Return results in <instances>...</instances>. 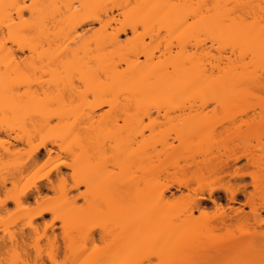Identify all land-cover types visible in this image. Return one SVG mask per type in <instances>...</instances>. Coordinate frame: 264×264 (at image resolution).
<instances>
[{"label": "rangeland", "instance_id": "374dc122", "mask_svg": "<svg viewBox=\"0 0 264 264\" xmlns=\"http://www.w3.org/2000/svg\"><path fill=\"white\" fill-rule=\"evenodd\" d=\"M39 10H40V6L38 0H0V75L2 72H4L3 74H5L6 71V73H8L7 76H9L10 79L7 81V85L10 87V91H14V89H19L20 90V91L18 90L19 92L16 90L17 94L24 93L26 95V97L24 98L25 100L28 101L27 106H29L27 109L28 113L27 114L25 113L26 114L25 117L27 119H29L28 118L29 116L34 117L35 114L37 113L39 114V111L44 113V117L42 121V129L39 128V130L41 129V132L36 133L34 131V128L27 123L28 126H26L25 131L28 136V142L25 141L18 142L14 140V138H18L19 136L20 138L21 137L24 138L23 130H21V128L19 129L18 126L12 125V120H11L12 114H10L12 111L9 112L11 117H8L9 115H7L8 114L7 112L3 114H1L0 112V146L2 145L0 147V158H1L0 159V264H111L114 258L110 256L109 253L110 240L109 238L106 240V242L105 240L104 241L102 240L101 238V235H103L102 230L106 229L111 232L110 234L116 233V230L118 228L117 226L118 222L111 220L112 215L118 212V209L123 208L127 204L133 202L137 203L138 205V206L136 205L135 208L137 209L138 207L137 209L138 214L135 219L130 221L129 225L131 227H134L135 229L138 227L139 230L137 228V231L139 232V234L142 232L141 230L145 228L146 229L145 236L147 235L152 236V234L154 233V235L157 238H160L159 240L161 246V248L157 247L158 245L157 242L159 240L157 241L156 237L154 238L152 236L154 238L153 241L152 240L150 241V239L147 238L149 240L148 241L146 237L144 238V240L146 239L145 241H143V239H140L139 241L141 242H139L138 245L134 249H132V253L133 254L135 253L140 260L136 264H161L159 258L156 257L157 255L153 257V255L151 254V253L154 254V252L156 253L159 251H162L161 254H163V256H165L168 260H169V256L172 255L170 257V261L165 260L167 263H164L165 262L164 261L163 262L164 264H190V263L204 264L205 261L204 262L202 261L203 260L202 257L200 256L198 257L197 254L196 256H194L195 253L193 254V256H191V253L189 254V251L184 250L185 248L183 247L185 246H181L184 245L181 242L183 243L186 242V239L185 240L183 239L186 238L187 232L190 229L188 225L189 223H192V225H194L193 226L194 230L199 229L195 231L193 230L192 232L193 227L190 224V226L192 227L190 229L191 233L195 235L194 232L197 233L199 231L198 233H200L201 231L202 232L201 236L204 235L205 233V232L203 233V231L207 232L206 223L209 224L208 226L209 228H211V226L216 225L215 224L216 222H214V220L216 221V219L212 220V218H214L216 214H219L221 210L218 209L215 210V206L212 207L213 204L209 201L207 202L208 199L207 197H209L207 193L208 191H206L207 189L209 190L215 187V185L217 186L218 184H221L223 186L231 185L233 186V188L234 186L235 188H237L236 185L238 186L239 184L240 185L245 184L248 187L247 188L248 193H253L255 191L253 186H251L253 180L251 179L248 173L250 174L251 172L257 173V171L258 170L260 171V169L255 170L256 168L251 166L246 168L245 164L247 165L246 162L247 160L244 158L240 159L238 161L239 163L234 162L231 159V156L234 154V152H232L231 150L236 149L235 154L233 156L237 157L243 155L242 153L246 151L242 147L244 148L246 147L247 150L250 149L251 147L253 148L251 151L256 152L255 155L257 157L259 155V158L257 159L263 161L264 159V94L263 95L261 94L263 89H261L262 91H260L261 92L260 94H257L256 93L257 90L255 91L254 89L253 90L255 91L254 92L255 95H254L251 89L250 90L252 91V93L249 90V88L245 89L244 86L243 87L241 86L242 88L240 87L241 88L240 90L245 89L244 92L246 90H249L250 93H248V91L245 93L243 92L245 97L243 98L235 97L234 100L236 101L234 102H231L232 100L229 101L231 103H227L228 102L227 101L224 103L226 104L224 106L223 103H209V105H207L204 108L198 107L197 105L196 106L198 108L195 106H193L192 109H189V107L188 108L185 107L184 112H181L182 115L180 113V116H182V118L180 117L181 122L175 126H173V124L172 125L168 124L165 121V119L161 117L162 115L159 116V114H157L158 113L157 109L159 106L157 107L156 106L157 103L155 102L154 103L152 102V105L150 104L151 105L150 107L151 111L149 108V111L151 113L150 117H144L140 121L138 120L133 121V123L130 122L132 116H134L136 112H138V109L140 110L141 108L144 109V106L146 107V104L144 105L143 102H142L143 105L139 103L140 105L137 106L135 110L132 109L131 107L130 109L133 110V112L130 111L129 109L130 106L127 108L128 111L131 113V115L134 113V115H132L131 117L130 116L127 117L130 114L127 113L128 111H126V107H123L121 109V110L125 109V112L127 113L126 117L127 119L129 118L128 120L124 117L125 114L123 116V113L125 112L120 113L118 110L119 108H121L120 107L121 104L120 106H118L119 107L118 109L117 108L114 109L115 106H112L113 107L112 108L111 105L106 104L97 111L93 112V108L95 107V105L97 106L99 103H103L102 101L95 100L93 97H87L88 98L87 100L85 98H84L85 100L84 99L79 100L80 98L78 97L77 99H73L74 101L71 100L69 102H68L69 99H66V106L65 105H64L65 107L61 106L64 108H61L57 104H51L53 102L50 103L51 104L50 106L48 107L46 106L44 108L41 102L45 100H42L40 102L38 99L40 97L36 98L32 96H34V94L40 90L39 86L37 85L40 79L41 82L50 81L52 79L53 77L52 73L54 69L52 60L54 59V56L57 54V47L56 45H50L44 43L43 39H41L38 36V31L36 30V23L40 15ZM61 19H62L61 16L59 18L56 17V20H61ZM138 25L139 24H137V26ZM93 26L84 27V29H86L85 31L86 37H91L94 35V33H96V31H98L99 28L98 25L97 26L93 25ZM161 35L162 36L165 35L163 34V31L160 32V36ZM149 37L151 36L147 35L146 30L141 28V26H138L136 33H133L129 29V27H126V33L122 34L120 39H121V44L123 47L125 46L124 47L125 49H131L132 46L134 47L135 45H137V49L139 52L142 50L140 47L144 45H146V47H148V49L150 50H154L159 46L160 44L159 40L154 41ZM141 40L143 41V43L140 42ZM207 40L208 41L206 42V44L205 43L200 44V46L203 45V47L205 45L208 46V47H204V49L207 48V50L211 52L210 57L206 55L207 58L204 55L206 51L203 53L201 50H199V48L195 49L194 48L195 43L193 44L194 45L193 46L191 44L193 43V41L186 40L187 42H190V46L189 43L187 45L188 47L186 46V49L188 50L187 52L188 54L185 52L187 58L185 60L187 61L186 62L187 64L191 63V61L195 59L197 60L201 59L200 60L201 62L204 56L208 61L210 60V63H212L213 61L216 64L222 62L220 64V69H219L220 71L214 70L213 72V74L218 76L217 74H220L222 73V71L224 72L227 68H229L230 65L228 66V63L230 61L227 62L229 58L230 59L232 58L231 60L232 65H233V61L234 64H236V61L239 60V56H237L238 58L237 60H235L236 57L234 58L232 54H229L231 51H229V49H226L225 51H228L227 53L222 50H220V53L221 52L225 53V54L221 53V56L223 55V57L224 55L225 57L230 56L228 60L226 61L227 58H225L224 60L220 58L221 61L218 59L219 62H216L219 52L214 48L217 47L216 46L217 44L211 46L213 45L212 43H210L212 41L210 39ZM161 41L162 40H160V42ZM210 46L211 49L209 50L208 48ZM124 50L122 53H120L122 60L117 57L119 56V54L115 55L116 57H114V60L120 66L118 71L120 73L127 74L128 69H130L131 66L130 65L131 61L135 60V56L132 55L134 56V58L132 57L130 58L131 55L127 57L128 56L126 55L127 53L125 54V52L127 51L125 50L124 52ZM178 50H181V48L177 47V43L175 42L171 50L172 53L171 51L166 52L165 55L161 53L164 56L162 57L160 55L159 58L160 59L162 58V61H165L168 55H169L168 57H170V53L173 54L171 55L173 57L174 55L177 56V54L174 53V51L177 52ZM197 53H199V55ZM155 54H157V56L159 55L158 50L155 52ZM212 55L213 58H211ZM206 59L202 63L206 62V66L209 67V65L207 64L208 61H206ZM247 59L246 62L247 61L249 62L250 58ZM140 60L144 61V58L140 57ZM152 64L153 66L150 67V69L153 68L155 65H157V60L153 61L151 64L149 63L150 66ZM261 73L259 72V74ZM124 76L126 77L125 74ZM228 76H231V74ZM1 80H3V78L1 79L0 76V81ZM1 83L0 86L3 87ZM126 83L127 82H125V84ZM149 86L146 85L144 86L143 89L148 90L150 89ZM257 92L259 93V91ZM246 93L248 95H246ZM0 97H4L1 91H0ZM8 98L10 99V97ZM69 98H73V97H69ZM63 99L65 100V98ZM108 99L109 98L105 99L104 101L108 102ZM118 99H119L118 100L119 103L120 102L122 103V101L120 100L121 98L118 97ZM113 100L115 101L114 98ZM114 101H112V103ZM43 103H46V101ZM119 103L117 104L119 105ZM132 104L134 106L138 105L131 103V105ZM3 106L5 105L1 106L0 104V107ZM156 107L157 109H155ZM5 108L7 107L5 106L2 109ZM91 116L93 117L91 118ZM176 116H178V114ZM176 116L172 115L173 118H175ZM187 116H190V118L192 117L193 119L196 118V120L192 122L193 124L191 129L193 130L195 129V131L196 130L197 131L194 133L190 129L191 130V131L189 130L190 134H188L186 132L189 131L186 130L185 133L188 135L186 134L183 135L184 132L182 133V130L180 129L182 127L183 121L189 118ZM35 117L37 118V115ZM117 117L119 118L118 122L116 121L118 119ZM88 118L90 120L94 119L93 120L94 122H92L93 125H95L94 123H96L95 127H97L98 125V129L97 128L96 129L99 131L101 130L100 132L99 131L96 132L97 136L95 143L98 150L103 145H105V148L104 146L103 148L108 151V152L106 151L108 156L110 150H112L113 152H116V150H118L117 146L118 144H120V140L124 138V142L128 144V146L125 144V146L122 147H126V146L132 147V150L135 151V152L132 151V154L136 153L134 154L135 157L133 156V160L131 158L132 157L131 154H126V159L124 160L125 157L124 158L122 157L123 160H121L122 162L119 163L117 161L109 160L105 163L99 164L100 157L98 160L96 159L97 161L95 160L93 161L92 154L90 151L89 139L87 136L82 135L81 133L83 132L80 131L82 128L83 129L85 128L84 126L82 127V125L84 124H86L85 126L90 127L88 123L89 121ZM110 119H112L111 124L110 122H108L110 121ZM103 120L105 121V123ZM73 121L75 125L77 124V126L74 125V127L72 128L70 124L73 123ZM117 130H119V135L117 133ZM133 131L134 133L132 134ZM191 132L194 133L192 134V137L190 136ZM118 137L120 138L119 141H117ZM130 137L133 139H131ZM159 139L160 140L163 139L164 141L167 140V143L169 142V144H171V147L172 145L174 146L173 147L174 151L171 152L167 151L168 149H166V147H168L169 144L166 146L164 145L166 150H163V146H162L163 143H158L160 141ZM38 145H44L46 149L48 150L51 149L53 150V152L51 156H47L45 148L42 149L40 155L38 156V159L36 160L37 161L36 165L35 163L33 164L30 161L31 163L29 162V164L24 169L22 168L21 170L22 177L20 176L19 173L17 174L16 172L11 171L10 168L8 169L6 167L5 164L11 163L13 160H17V159L19 160L20 157L23 160H25L27 158L26 153L29 150H31V148L36 147ZM236 145L237 146L240 145V146L234 148V146ZM60 147H64L63 151L60 149ZM171 147L168 148L170 149ZM225 147L227 149L228 148L230 149L231 154L233 153L230 156L228 155L230 157L229 163L231 164L232 162H234L236 168L237 166L238 169L243 168L242 170L239 169L243 174L245 173L244 177H242L243 181H241L240 178H236L232 180L229 177L223 179L222 183H220L221 181L216 182L213 181L212 179L204 180V181H192L190 178L191 165L196 163H202L206 159H210L212 157L217 156L219 150H222ZM127 149L129 150V148H126L125 151ZM11 151L16 152L15 156L13 155V153L11 154ZM224 154H223V159H227L225 158L227 157V154L225 155ZM137 157L142 158L144 160L145 165L149 163H154V165L155 164L157 165L158 163L159 164L165 163L167 165V168L169 167L167 170L169 171L168 174H170L171 177L170 176L168 177L167 175V177L164 178L162 176L159 179L165 187L166 185L171 187L169 189L170 191L165 193L164 198L162 199L154 198L151 199L150 201L149 200L150 197L149 198L146 197L144 199L142 197V194L140 193H131L127 195L125 199H123V201L116 202L115 198L118 197L117 196L118 194L114 188L110 186H106L102 189L99 186H96V188L91 187L90 175L94 169L98 171L100 169L101 171L102 169H104L103 172L104 175L107 178H109L111 175H114L120 171L119 167L121 165H123L121 167L124 166L126 167L127 164L131 163L130 162L131 160L134 164L135 163L137 164ZM21 158L20 160H22ZM62 164H68L71 168L70 169L61 168L62 170V174H61L62 176H61L56 171V168L61 166ZM134 164L131 165L135 166ZM137 165L136 168L138 167ZM131 168H135V167H131ZM37 169H38V176L36 178L39 177V180L42 179L37 182V185L39 187L44 188L43 191L44 193L42 194V197H44L45 200L44 199L40 200L41 202L43 201L41 207H43V209H53L57 211L58 213L61 214L62 219L55 220L56 217H54V215L51 214L44 215L42 218L32 222L33 227H36V229H38L36 233V231L33 228L29 227L31 220L27 216L29 210L32 211L39 208L40 205L38 203H41L40 201L37 203L36 199L34 198L35 196L34 197L32 196L34 191L29 192V195L32 196L30 198L23 199L21 197L22 199L20 203L7 201V203L4 206H2L1 201H4L8 196L17 197L18 192L13 190L14 185H22V186L27 185V183L32 178L31 177L32 174ZM260 175L262 174L260 173ZM165 179H166V183H165ZM49 180L57 187L56 191H50V190L48 191L47 189H45L46 186H49V182H48ZM149 181L152 182L154 180H149ZM81 182H83L84 184L80 185V187L77 188L76 185H78ZM98 182H99V178L97 177L95 179V183L98 184ZM153 183H155V181ZM146 184L149 185L148 182ZM184 184L186 185L188 184L190 190L187 191V189L185 190L184 187L182 188L180 186ZM163 185L159 187L160 188L159 194L162 193L163 192L162 189L165 188ZM240 185L238 187H240ZM263 188H264V183H263ZM263 188L261 191L259 189L256 192L257 194L259 192L260 197L263 195V199H264ZM204 189H206L205 192H203ZM201 190L203 192L202 193L203 196L205 197V199L206 198L207 199L201 200L202 202L200 203H202V207H206V210H208L207 212L209 213L207 217L209 218L205 219L207 220V222L205 223L202 220L200 221V223L199 221L195 223L194 219H196L197 221V216L199 214V211L192 210V213L189 212L191 211L189 209L191 208L190 207L191 203H189L188 201H190V197L195 196V194L201 193ZM92 195H94V201H95L94 208L90 206V202H89V197ZM156 195L158 194L152 196H156ZM187 196L189 197L187 198ZM218 196L222 197L221 204L225 206V208L227 209L226 212L228 213L231 212L229 211L230 209L227 208L228 206L235 208L237 206L238 208L243 207L244 211H246L245 213L250 212L248 206L242 205L243 203L245 204L247 201V200L245 201L246 198L243 197V195L238 196V201L236 204L229 203L230 205L228 204V200L224 199L226 198L224 193L220 192L215 195V197ZM263 199L261 201L262 203H264ZM225 201H227V203ZM259 201L257 202L260 203ZM240 204L242 205L241 207ZM157 208L161 212L160 213L158 211V213H160V214L157 213L158 216L157 214L155 215L156 212L155 209ZM188 209L189 211L187 212ZM153 210L155 212H153ZM162 211L164 212L163 214ZM189 217H191V219H189ZM198 217H200V215ZM216 217L218 218V215H216ZM208 219H210V221ZM263 219H264V211L261 213V218L260 219L258 218V220L261 221ZM192 220L194 221V223ZM52 222H54L53 230L50 229L47 231V233L43 232V230H45V224H50ZM202 222L204 224H202ZM210 223H213L215 225L213 224L210 225ZM239 223L240 222L233 223L236 225L238 224V226L237 227L234 226V234L231 235L233 238V239L231 238V241H234L235 244L238 243V245L239 243H242L248 246L255 242L257 243V246H260L263 249L262 254L261 253L257 255L252 254L247 257H245L244 255L243 258L241 255H239L241 258L238 259L234 257H228L227 253H224V256H222V258L219 256L221 259H219L218 264H264V238L260 237V233L259 236H255V233L253 232L252 229V226H254L255 224L254 221L248 220V222L246 221L243 225H240L242 223L240 224ZM125 224H127V222L124 221V218H122V226H125ZM143 225L144 228L141 229ZM203 225L206 227L203 228ZM209 228L208 230H211ZM260 229H263L264 231V224H262ZM260 229L258 228V230ZM92 232H93V236H91ZM209 233L206 237V240L208 238L210 239L211 233L210 235ZM221 233H223V231ZM43 234L46 236L45 238ZM206 234L207 233H205V235ZM214 235H212V237ZM217 235L218 234L216 231L215 236ZM222 235H224V233ZM199 237L196 236L197 239ZM204 237L202 236L201 238ZM212 237L210 239L211 241H213ZM229 237L228 239H230ZM216 239L217 238H215L214 242H216ZM228 239H226V241ZM200 240L201 239H198V241ZM219 241H221L218 244L219 247L220 244L223 245L226 242L225 241L223 243L222 241L224 240H221V238ZM217 243L218 242H216V245ZM155 244H156V249L153 248L154 247L153 245ZM159 248L162 250H158ZM120 250L122 251V248H120ZM165 251L169 252L167 256L166 253L164 255ZM170 252L172 254H170ZM158 254H160V252ZM146 257H149L148 258L149 260L144 259Z\"/></svg>", "mask_w": 264, "mask_h": 264}, {"label": "bare ground", "instance_id": "6f19581e", "mask_svg": "<svg viewBox=\"0 0 264 264\" xmlns=\"http://www.w3.org/2000/svg\"><path fill=\"white\" fill-rule=\"evenodd\" d=\"M38 1L40 6V10H39L40 15L36 23V30L38 31V36L41 39H43L44 43L50 45H56L57 47V54L54 56V59L52 60V64L54 66L52 79L50 81L41 82V79L39 78L40 81L37 85L39 86L40 90L37 91L38 93L36 92L37 94L35 93L36 95L34 94V96H32L36 98L40 97L38 98L40 102L42 100H45L46 103L49 104L48 105L46 103H43L45 101L41 102L44 108L46 106L47 107L50 106L51 104H57L60 107L64 105L66 106V99H69L68 100L69 102L73 99H77L78 97L80 98L79 100H83L84 98L87 100L88 99L87 97H93L97 101H102L103 103H99V104L97 103L98 105L97 106L95 105V107L93 108V112L97 111L106 104L111 105V107L115 106L114 109L116 108L118 109L119 108L118 106H120L121 104L120 106L121 108L118 109L120 113L125 112V109L121 110L123 107H126V111H128L127 108L129 106H130L129 109L132 107V109L135 110L137 106H139L140 104L142 105L143 103L144 105L146 104V107L144 106V109L141 108L140 110L138 109V112L135 111L136 114L135 115L134 113L132 114L134 116H132L129 111L127 112L128 114H130L127 117L132 116L130 122L133 123V121H137V120L140 121L144 117H150L151 114L150 107L152 105V102L153 103L155 102L158 104V105L156 104V106L157 107L159 106L158 109L157 107L155 108L158 110L157 114H159V116L162 115L161 117L164 118L168 124L171 125L173 124V126H175L181 122L182 116H180V113L184 112L185 107L187 108L189 107V109H192L193 106L204 108L207 105H209V103H223L224 106L226 105L224 103L227 101H228L227 103L236 101L234 100L235 97H242V98L245 97L244 93L247 91L248 93H250L249 92L250 89L252 91L254 89L255 91L256 90L259 91V93L256 91L257 94L261 93L260 92L262 91L261 89H263L264 91V0H38ZM60 16L62 17V19L56 20V17L59 18ZM137 24H139L138 26H141V28L146 30L147 35L151 36L149 38L153 39L154 41L159 40L160 47L158 46L156 48L158 50V54H159L158 56L157 54H155V52L157 51L156 49L150 50L148 49V47H146V45L140 47L142 50L139 49L141 50L139 52L137 49V45L134 46L136 48L132 46L131 49H125L124 48L125 46L124 47L122 46L120 37L122 34L126 33V27H129V29L133 33H136L138 27ZM93 25L96 26L98 25L99 27L98 31H96V33H94L93 36L86 37L85 35L86 29H84V27L86 26L90 27ZM118 26H120L121 29ZM162 31L163 34L165 35L160 36V32ZM159 37L162 39H160ZM207 39H210L212 41V42L209 41L210 43L213 44L211 46L217 44L216 45L217 47L214 49L217 50L219 53L220 50L225 51L226 49H229V51L232 52V53L230 52L229 54H232L234 58L236 57L235 60H237L238 58L237 56H239V60H237L239 62L236 61V64H234L233 61V65H232L231 62L232 58L230 59L229 58L230 56L225 57L224 55L223 57V55L221 56V53L224 52H221L220 54L218 53V57L215 55L217 57L216 62H219V60L221 61V59L224 60L225 58H227L226 59L227 61L229 58L227 62L230 61L229 63L231 64L228 63V66L229 65L232 66L231 68L230 66L229 68H227L228 66L226 65L227 66L226 68L228 70L226 69L227 71L225 70L224 72L221 70L222 73L219 72L220 74H217L218 76L213 74L214 70L217 71L220 69V64L222 62L216 64L213 61L212 63H210V60L208 61L206 59L207 56L208 57L211 56L210 55L211 52L208 51L207 48L204 49V47H208V46L205 45L203 47V45L200 46V44L203 43L206 44V42L208 41ZM160 40L162 41L160 42ZM186 40L193 41V43L191 44L193 45L195 43V47H194L195 49L199 48V50H201L203 53L206 51L204 55L207 56L206 58L204 56V58L206 59V61H208L207 64L209 65V67L206 66V62L202 63L205 61L204 58L201 62H200L201 59L200 60L195 59L192 60L191 63L188 62L189 64L186 63L187 62L185 60L187 59L186 53L188 52L186 46L188 45V43L190 46V42H187ZM140 42L143 43L142 40ZM175 42L177 43V47L181 48V50H178L179 52L174 51V53H176L177 56L174 55L173 57L171 56L173 55L171 54L172 53L171 50ZM211 46L208 48L209 50L211 49ZM123 48L127 52H125ZM123 50L125 54L127 53L126 54L128 55L127 57L131 55L130 58L131 57L134 58L135 56V60L131 61L130 69H128L127 72L128 76L126 73H120L118 71L120 66L114 60V57H116L115 55L118 54L119 56L117 57L122 60L120 53H122ZM170 51H171L170 57H168L169 56L168 55L165 61H162V58L161 59L159 58L160 55L163 57L166 52H170ZM225 52L227 53L228 51ZM161 53L164 55H162ZM197 54L199 55V53ZM140 57H143L144 61H141ZM211 58H213V55ZM247 58H250L249 62L248 61L246 62ZM155 60H157V65H155L156 67L154 66L153 68L150 69V67H152L153 64L150 66L149 63L151 64ZM259 72L262 73L259 74ZM3 73L4 72H2L0 75L1 79L3 78V80L0 81V83L2 82L1 85L3 86V87L0 86V91L4 97H0V102H1L0 104L1 106L5 105L7 108L2 109L5 106L0 107V109L3 110V111L0 110V112L1 114L7 112L8 113L7 115H9L8 117H11L10 114H12L11 117L12 125L18 126L19 129L21 128V130H23L24 138L23 137L20 138L19 136L18 138H14V140L18 142H24V141L28 142V136L25 131L26 126H28L29 124L31 127L34 128V131L36 133H40L42 129V121H43L44 113L39 111V114L41 115L40 116L37 113L38 112L37 110L36 112L37 114H35V116L37 115V118L35 116L34 117L29 116L28 117L29 119H27L25 115L28 113L27 109L29 106H27L28 101L25 100L24 98L26 97V95L24 93L17 94L16 90L18 91L19 89H14V91H10V87L7 85V81L10 80L9 76H7L8 73H6V71L5 74ZM124 74L126 75V77L124 76ZM230 74L231 76H228ZM125 82H127L128 84L127 83L125 84ZM146 85L148 86L150 85L149 86L150 89L144 90L143 88ZM241 86L242 87L244 86L245 89L249 88V90H246L244 92L245 89L240 90L242 88ZM255 91H253V94ZM263 91L261 93L262 95L264 94ZM246 95L248 94L246 93ZM8 97H10V99ZM69 97H73V98H69ZM106 97L109 98L108 102L104 101L105 99H107ZM118 97L121 98L120 100L124 104H122L121 102L119 103ZM63 98H65V100ZM113 98L115 99V101L113 100ZM112 101L114 102L112 103ZM117 103H119V105ZM125 103L127 106L125 105ZM131 103L138 105L134 106L133 104L131 105ZM130 111L133 112V110L131 109ZM9 112L11 113L9 114ZM127 113L126 112L123 113V116L125 114L124 117L126 119H127L126 117ZM177 114L178 116H176ZM172 115L173 116L175 115L176 117L173 118ZM93 116H91V118ZM187 117L189 118L183 121L182 127L180 129L182 130V133L184 132L183 135L186 133L190 134L191 130L194 133L197 131V130L195 131V129L194 130L191 129L193 124L192 122L195 121L196 118L193 119L192 117L190 118V116ZM112 119L108 121L110 122V124ZM26 120L29 121L27 122ZM88 120L90 127L85 126L86 124H84L82 125V127L84 126L85 128L84 129L82 128L80 131L84 133V134L81 133L82 135L87 136L89 139L90 151L92 154L93 161L94 160L97 161L100 157L99 164L105 163L109 160L117 161L119 163L122 162L121 161L123 160L122 157L123 158L125 157L124 160L126 159V154H131L132 155L131 158L133 160V156L135 157L134 154L136 153L132 154V151L134 150H132V147H127L128 144L124 142V138L120 140V144H118L117 146L118 150H116V152L110 150L108 156H107L108 151L104 149L105 145H103L104 148L102 146L98 150L95 143L97 136L96 132L99 131L97 130L98 125L97 127H95L96 123H94L95 125H93L92 122H94L93 121L94 119L90 120L88 118ZM118 120L119 118L116 121L118 122ZM70 125L73 128L75 125L74 121ZM75 126H77V124ZM39 128L41 129L39 130ZM186 130L188 131L190 130V131L185 133ZM117 133L119 135V130H117ZM133 133L134 131L132 132V134ZM194 133L191 132L190 136L192 137V134ZM119 139L120 138L118 137L117 141H119ZM158 143H163L162 144L163 150L168 149L167 151L170 152L174 151L173 148L174 146L172 145L171 147V144H169V142L167 143V140L164 141L162 139ZM125 144L127 146L122 147L125 146ZM164 145L165 146L168 145V147L171 148L169 149L168 147H166L165 149ZM239 146L236 145L234 146V148ZM44 148L46 150V155L51 156L53 150L46 149L44 145H38L36 147L31 148V150H29L26 153L27 158L25 160H23L20 157L22 160H20L19 158V160L18 159L13 160L11 163H7L5 165L8 169L10 168L11 171L16 172L17 174L19 173L21 176L22 168L24 169L29 164L30 161L33 164L35 163V165L37 164L36 160L38 159L41 150ZM63 148L64 147H60L62 151ZM126 148H129V150L127 149L125 151ZM242 148L246 151H244L242 153L243 155L241 156H237V157L233 156L235 154L236 149L231 150L232 152H234V154L232 153L233 154L232 155L230 149L229 148L227 149L225 147L222 150H219L217 156L212 157L210 159H206L202 163L193 164L191 165L190 168L191 170L190 178L192 181H204V180L212 179L213 181L216 182L221 181L220 183H222L223 182L222 180L227 177L231 178L232 180L236 178H240L241 181H243L242 177H244L245 173L243 174L240 171L243 168L242 169L239 168L240 169L239 170L238 166L236 168V166L234 165L235 164L234 162H238L240 159L244 158L247 160L246 161L247 165L245 164L246 168L251 166L256 168L255 170L260 169V171L258 170L257 173H252V172L251 174L248 173L251 179L253 180L252 181L253 183H251V186H253V188L255 189L253 193L247 192V188H248L247 185L245 184L240 185L239 183L238 184L240 185V187H238L239 185L238 186L236 185L237 188H235V186L233 188V186L231 185L223 186L221 184H218L217 186L215 185V187L209 190L204 189L203 192H205V190L208 191L207 193L209 197H207L208 199L206 198L207 202L208 201L211 202L213 204L212 207L215 206V210L217 209L221 210L220 213L218 211L219 214H216L218 215V218L216 217V215H215L216 218L215 217L212 218V220L216 219V221L214 220V222H216L215 223L216 225L210 223V225L213 224L215 226H211V228H209L208 227L209 224L206 223L207 224L206 226L211 230H208V228L203 225V228L206 227L207 229V232L202 230L203 233L204 232L207 233L206 235L204 233L205 237L204 235H202L204 238H201L202 237L201 231L200 233H198L199 231L197 233L194 232V234L197 237L200 236L198 239L201 240L198 241L196 236L193 235L190 230L194 225H192V223H189L188 225L190 229L188 230V232L186 231L187 236L185 235L186 238L183 239V240L186 239V242L185 243L181 242L182 244H184L181 246H185L183 247L185 248L184 250L189 251V254L191 253V256H193V254L195 253L194 256H196L197 254L198 257L199 256L202 257L203 259L202 261L203 262L205 261L204 264H218L219 259H221L222 256H224V253H227L228 257H234L240 259L241 257L239 255H241L243 258L244 255L245 257H247L252 254H256V255L260 253L262 254L263 252V249L260 246H257V243L255 242L248 246L242 243H239L238 245V243L235 244L234 241H231L232 238L231 235L234 234V226L236 227L238 226V224L236 225L233 223L240 222L242 224L240 223L239 224L243 225L246 221L248 222V220L250 221L253 220L255 223L254 226H252L255 236H259L260 233V237L264 238V231L263 229H260L262 224H264V219L261 221L258 220V218L259 219L261 218V213L264 211V203L261 202L263 199V195L260 197L259 192L258 194L256 192L261 187L263 188L264 159L263 161L257 159L259 158V155L257 157L255 155L256 152L251 151L253 148L250 147V149L248 150L246 149V147L245 148L242 147ZM222 151L225 154H227V157H225L227 159H223L224 153ZM12 153L15 156L16 152L11 151V154ZM228 155L229 156L232 155L234 157L233 159V157L231 156V159L234 161L231 163L233 165L229 163L230 157ZM132 160L130 161L131 163H129L130 166L129 164H127L129 168L127 166L121 167L123 166L121 165L119 167V170L121 172L119 171L116 174L111 175L109 178H107L104 175L103 173L104 169H102V171L101 169L99 171L94 169L90 175L91 187L96 188V186H99L102 189L106 186H110L114 188L118 194L117 195L118 197L115 198L116 202L123 201V199H125V197L131 193H140L142 194V197L144 199L146 197L148 198L150 197L149 199L150 201L151 199L154 198L155 199L164 198L165 193L170 191L169 189L171 187H169L168 185H166L165 187L159 179L162 176L164 178L167 177V175L168 177L170 176V174H168L169 171L167 170L169 167L167 168V165L165 163L162 164H165L166 166L162 165L161 163L160 164L158 163L157 165L156 164L154 165V163H149L145 165L144 160L142 158L137 157V164H139L140 165L139 166L136 163L134 164ZM131 164L132 165L134 164L135 166H132ZM136 165L138 166L137 168L140 169H137ZM131 167H135V168H131ZM61 168L70 169L71 167L68 164H62L61 166L57 167L56 171L60 175L62 174ZM192 168L194 171L192 170ZM260 173L262 175H260ZM37 176H38V169L34 171V173L31 176L32 178L27 183V185L25 186L14 185L13 190L18 192L17 197L8 196L4 201H1V205L4 206L7 203V201L20 203L22 198L27 199L32 196L33 197L35 196L34 198L36 199L37 203L40 200L43 199L45 200V198L42 197V194L44 193L43 192L44 188L39 187L37 185V182L42 179L39 180V177L36 178ZM97 177L99 178L98 184L95 183V179ZM149 180H154L155 183H153L154 181L150 182ZM48 182H49V186H46L45 189H47L48 191L49 190L56 191L57 187L50 180ZM147 182L149 183V185L146 184ZM165 183H166V179H165ZM82 184L84 183L81 182L78 185H76V187L79 188L80 185ZM160 184L163 185L165 188L162 189L163 192L159 194V190H160L159 187H161ZM20 186H22L23 188ZM180 186L182 188L184 187L185 190L187 189V191L190 190L188 184L187 185L184 184ZM262 188L260 189V191L262 190ZM202 190L201 193L195 194V196L191 195L193 197H190V201H188L189 203H191V206L189 205L191 207L189 208L191 211H189L188 209L187 212L189 211L192 213V210L199 211L198 216L200 215V217L197 216V221L196 219H194L192 215L195 223L198 221L200 223L201 220L205 223L207 222V220L205 219L209 218L207 217L209 213L207 212L208 210H206V207H202V203H200L202 202L201 200L205 199V197L202 194L203 193ZM30 191L31 192L34 191L32 196L29 195ZM220 192L225 194L226 198L224 197L223 198L225 200L226 199L228 200V204L229 203L236 204L238 201V196L243 195V197L246 198L245 201L246 200L247 201L245 204L243 203L242 205L248 206L250 212L249 213L247 212L248 214L245 213L246 211H244L243 207H241L242 206L241 204H240L241 208H238V206L236 208L228 206L227 208L230 209L229 211L231 212L230 213L226 212L227 209L225 208V206L221 204L222 197L220 196L215 197V195ZM155 194L158 195L152 196ZM188 197L189 196H187V198ZM257 201H259L260 203H258ZM89 202H90V206L94 208V202H95L94 195L89 197ZM225 202L227 203V201ZM42 203L43 201L41 203H38L40 206L37 204L39 208L32 211L29 210L27 215L31 220L29 227L33 228L36 231V233L38 229H36V227H33L32 222L42 218L44 215L46 214L54 215V217H56L55 220L62 219L61 214L58 213L57 211L53 209H43V207H41ZM136 205L137 203L135 202L129 203L123 208L118 209V212L112 215L111 220L118 222L117 223L118 228L116 230V233L110 234L111 233L110 231L106 229L102 230V234H103L101 235L102 240L103 241L105 240V242L108 238L110 240L109 253L110 256L114 258L111 264L138 263L140 260L135 253L134 254L132 253V249H134L138 245V243L141 242L139 241L140 239H143V241H145L148 238L150 239V241L151 240L153 241L154 238L156 237L154 233L152 234L154 238L150 235L145 236L146 229L144 228V225L141 229L144 228L143 230L145 231L140 229L142 231L140 234L137 231L138 227L135 229L134 227H131L129 225L130 221L135 219L138 214L137 213L138 207L137 209H135ZM155 211L153 210V212H155V215L158 213V211L160 212L158 208L155 209ZM163 213L164 212L162 211V214ZM122 218H124V221L127 222L125 226H122ZM189 219H191V217H189ZM208 220L210 221V219ZM203 222L202 224H204ZM190 224L192 227L190 226ZM53 228H54V222L50 224H45V230H43V232L47 233L48 230L50 229L53 230ZM258 228L260 230H258ZM193 230L194 227L192 228V232ZM195 230H199V229H195ZM216 231L218 234L217 236H215ZM222 231L224 235H222L223 234L221 233ZM209 232L211 233L210 239L212 235L215 234L214 236L215 238H217L216 242H218L217 245L216 242H214L215 240L214 236L212 237L213 241H211L209 238H208L209 240L208 239L206 240V237ZM91 236H93V232L91 233ZM45 237L46 236L44 235V238ZM145 237L146 239L144 240ZM228 237L230 239H228ZM195 238L197 239V241ZM220 238L221 240H224L222 241L223 243L226 241V239L229 240V241L227 240L224 243L225 245L220 244V247L222 246L221 248L223 249H221L218 246L219 242H221L219 241ZM159 239L160 238H157V241ZM157 243L159 245V246L157 245V247L161 248L160 240ZM153 246H154L153 248L156 249V244ZM120 248H122V251L120 250ZM160 248L158 250H162ZM159 252L160 254H158ZM159 252H156L157 254L155 252L154 254L153 253L151 254L153 255V257L157 255L156 257L159 258L161 264L165 260L170 261V257L172 255L171 256L168 255L169 256V260H168L165 256H163V254H161L162 251ZM165 253L167 256L169 252L165 251L164 255ZM170 254L172 253L170 252ZM148 258L149 257H146L144 259L149 260ZM164 263L167 262L165 261Z\"/></svg>", "mask_w": 264, "mask_h": 264}]
</instances>
